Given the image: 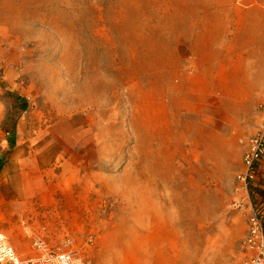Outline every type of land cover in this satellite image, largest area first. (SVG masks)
<instances>
[{
	"label": "rangeland",
	"instance_id": "1",
	"mask_svg": "<svg viewBox=\"0 0 264 264\" xmlns=\"http://www.w3.org/2000/svg\"><path fill=\"white\" fill-rule=\"evenodd\" d=\"M262 101L264 0H0V232L25 257L240 264Z\"/></svg>",
	"mask_w": 264,
	"mask_h": 264
},
{
	"label": "built area",
	"instance_id": "2",
	"mask_svg": "<svg viewBox=\"0 0 264 264\" xmlns=\"http://www.w3.org/2000/svg\"><path fill=\"white\" fill-rule=\"evenodd\" d=\"M259 121L247 143L242 159L243 170L237 175L240 190L248 199L249 187L256 184L264 164V101L258 106ZM246 235L242 243L244 259L240 264H264V203L256 200L249 204ZM38 254L22 258L0 232V264H87L80 253L66 241L58 247L47 249L39 241L33 244Z\"/></svg>",
	"mask_w": 264,
	"mask_h": 264
},
{
	"label": "crops",
	"instance_id": "3",
	"mask_svg": "<svg viewBox=\"0 0 264 264\" xmlns=\"http://www.w3.org/2000/svg\"><path fill=\"white\" fill-rule=\"evenodd\" d=\"M15 132H16L15 130H13L11 133L0 130V171H2L4 167L8 163L12 162L13 160L12 153H13V149L16 146ZM9 243L14 248V250L18 253V255H20L22 258H33L36 256L35 255V256L25 257V255L20 254V252L17 249V245L13 244L10 240H9Z\"/></svg>",
	"mask_w": 264,
	"mask_h": 264
},
{
	"label": "trees",
	"instance_id": "4",
	"mask_svg": "<svg viewBox=\"0 0 264 264\" xmlns=\"http://www.w3.org/2000/svg\"><path fill=\"white\" fill-rule=\"evenodd\" d=\"M13 99L16 102L19 100L17 97H13ZM2 131L10 132V133L12 132L6 129ZM249 195L254 197L253 198L254 202H256V200H260L262 203H264V181H261V179H258L256 184H251L249 187Z\"/></svg>",
	"mask_w": 264,
	"mask_h": 264
}]
</instances>
